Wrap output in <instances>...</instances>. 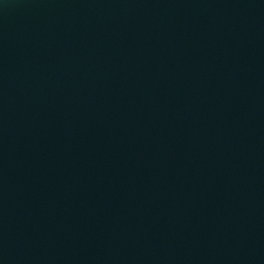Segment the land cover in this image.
<instances>
[{
	"label": "water",
	"instance_id": "95a60500",
	"mask_svg": "<svg viewBox=\"0 0 264 264\" xmlns=\"http://www.w3.org/2000/svg\"><path fill=\"white\" fill-rule=\"evenodd\" d=\"M0 264H264V0H0Z\"/></svg>",
	"mask_w": 264,
	"mask_h": 264
}]
</instances>
